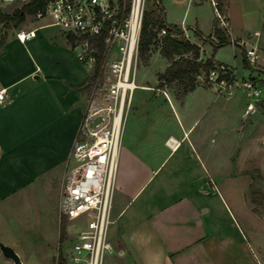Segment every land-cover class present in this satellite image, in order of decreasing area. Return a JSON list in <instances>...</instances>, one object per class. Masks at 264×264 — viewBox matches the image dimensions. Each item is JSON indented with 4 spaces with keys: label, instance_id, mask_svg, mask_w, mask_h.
I'll return each mask as SVG.
<instances>
[{
    "label": "crops",
    "instance_id": "crops-1",
    "mask_svg": "<svg viewBox=\"0 0 264 264\" xmlns=\"http://www.w3.org/2000/svg\"><path fill=\"white\" fill-rule=\"evenodd\" d=\"M220 2L236 34L260 32L253 41L261 53L257 65L263 66L264 0H235L234 11L229 0ZM47 23L30 16L8 26L0 21V89H5L0 100V203L31 187L46 192L58 187L59 199L81 120L89 70L65 34L47 31L54 36L45 41L42 34L25 41L16 35L21 29L40 31ZM11 25L15 28L8 34ZM210 55L224 61L214 50ZM136 84L118 154L107 263L264 264V213L248 196L251 188L264 192L257 183L264 177V160L259 164L254 155L257 138L264 140V118L249 148L241 137L244 122L231 126L235 117L257 112L264 117V97L254 100L243 89L242 105L237 92L217 94L198 81L179 99L173 88L158 86L156 74L153 81L136 77ZM248 102L254 104L249 112ZM54 217L40 232L31 231L38 232L34 236L41 246L59 242L58 202ZM15 245L21 258L27 244ZM1 256L0 251V264H13Z\"/></svg>",
    "mask_w": 264,
    "mask_h": 264
},
{
    "label": "built area",
    "instance_id": "built-area-1",
    "mask_svg": "<svg viewBox=\"0 0 264 264\" xmlns=\"http://www.w3.org/2000/svg\"><path fill=\"white\" fill-rule=\"evenodd\" d=\"M146 0H0V13L11 14L26 10L25 17L48 19L66 36L79 61L88 66L85 88L86 100L81 120L75 132L67 161L63 184L59 193V214L68 220L66 226L68 249L64 253L70 264H108L106 254L112 249L108 237L118 154L127 110L133 90L137 87L136 73L139 62L138 43ZM214 6V26L202 33L197 26L181 21L183 35L197 33L200 39L217 46L224 37L238 46L250 66L257 65L259 48L254 39L259 31L252 29L244 35L236 34L229 17L218 0ZM160 2V0H156ZM165 33L161 28L159 38ZM17 37L25 41L36 35V29L18 30ZM191 41V40H190ZM100 64L95 69L96 63ZM202 82L225 95L243 88L254 100L262 94L253 76L237 80L232 67L214 60L207 71L197 75ZM5 89H0V100ZM166 93V92H165ZM254 108L253 102L247 109ZM72 165L68 168L70 159Z\"/></svg>",
    "mask_w": 264,
    "mask_h": 264
},
{
    "label": "rangeland",
    "instance_id": "rangeland-1",
    "mask_svg": "<svg viewBox=\"0 0 264 264\" xmlns=\"http://www.w3.org/2000/svg\"><path fill=\"white\" fill-rule=\"evenodd\" d=\"M229 1L234 11L235 0ZM150 2L151 0L145 1V9ZM160 4L164 8L165 19L167 22L179 24L180 20L184 16L187 26L197 24L200 32L205 34L212 30L214 6L211 4L210 0H203L201 2H194L191 0H160ZM223 11L225 10L223 9ZM14 28V25H11L8 28V34H12ZM54 30H59V28L55 25L49 24L46 28L37 31L36 33L38 35L42 34L44 36L42 38L43 41H45L44 38L47 40H52L54 35L49 37L45 32ZM188 34L189 40L193 42H199L201 44L199 50V55L201 58L204 59L212 53L214 45L211 42L206 40L202 41L199 35L194 33L191 29L188 31ZM158 47L159 44H153L150 46V56L146 62L142 59H139L136 73L137 81H139L140 77H143V79H148L149 81H153L157 71L164 68L167 60L160 54ZM215 51L218 58L224 60L223 62L229 64L232 67L236 73L237 80H241L242 78H246L248 76H254L257 79L256 83L263 89V92L261 96L258 97V99L264 97V71L256 65H246L242 59V52L239 47L235 46L234 48L232 47V44L226 43L218 46L214 52ZM260 55L261 53L258 54L257 60ZM215 92L217 94H223L217 91ZM235 92H237L239 99L243 101L242 105H244V99L246 96L243 94V88L235 89ZM249 111L250 110H248V112ZM228 112L229 111L227 109V129L230 122V114ZM261 118L264 117H262V114L258 115V112L254 114H247L242 119H238V117H235V119L233 118L234 121H232L231 126L236 127L241 124V121L244 122V129L242 130L241 137L243 143H247L246 146L248 148V142L253 139L254 134L256 132L259 133L260 130H263V123L260 121ZM254 155H257L259 164L261 160H264V140L262 141V137L260 136L257 138V153ZM72 161L73 157L70 159L68 168L72 165ZM262 168L264 174V166H262ZM258 171L260 174L261 171ZM238 181L244 184L245 179H239ZM257 183H259V185L264 188V177L257 179ZM254 186L255 184L252 183L251 187ZM251 190L252 188L250 191ZM250 191L248 192V196H250ZM57 192L58 187L52 188L49 192H46L41 188H25L19 193L5 197L0 203V241L9 245L10 243L8 242H12L11 246L14 247H16L15 243L27 244L24 248V251L21 253L23 264H54V257L56 256L59 249V242H50V244L41 246V243L36 241L37 236H34L39 235L37 234L38 232L36 234H32L33 232L31 233V231H39V228L42 229L41 227L45 228V225L50 224V219L57 214V202L59 201ZM261 212L264 213V207L262 206ZM59 221L60 214L58 207V224ZM67 224L68 220L66 219V226ZM60 249L63 254L66 253L68 249V242L63 240L60 243ZM1 255L2 259H7L2 252ZM66 264L70 263L67 262Z\"/></svg>",
    "mask_w": 264,
    "mask_h": 264
},
{
    "label": "trees",
    "instance_id": "trees-1",
    "mask_svg": "<svg viewBox=\"0 0 264 264\" xmlns=\"http://www.w3.org/2000/svg\"><path fill=\"white\" fill-rule=\"evenodd\" d=\"M218 2L219 8H221L222 4L220 0H218ZM33 8L34 5L28 6L23 11L17 10L11 14L0 13V21H3L6 26L10 23L16 24L24 18L26 10H32ZM161 28L165 29V33L158 38L157 32ZM212 29L220 34V31L215 28L214 23ZM2 42L3 38L0 39V44ZM226 43L228 42L223 37L222 42L217 46L214 45L213 50ZM153 44H159V52L165 57L168 63L162 71L156 73L158 86L166 85L173 88L176 97L179 99L196 86L198 83L196 78L197 75L207 71L214 61L212 55L204 59L200 57V46L187 39L183 35L182 28L178 24L166 21L164 8L160 2H156V0H151L143 14L138 43L140 60L147 61L150 56V46ZM244 62L246 65H250L245 55ZM99 64L100 59H98L95 69L99 67ZM250 199L254 203L264 207L263 191L259 189L251 190ZM66 236V218L61 216L59 221V249L54 257V264H66L64 254L60 249V243Z\"/></svg>",
    "mask_w": 264,
    "mask_h": 264
},
{
    "label": "water",
    "instance_id": "water-1",
    "mask_svg": "<svg viewBox=\"0 0 264 264\" xmlns=\"http://www.w3.org/2000/svg\"><path fill=\"white\" fill-rule=\"evenodd\" d=\"M0 250L5 257L13 261V264H22L19 254L11 245L0 241Z\"/></svg>",
    "mask_w": 264,
    "mask_h": 264
}]
</instances>
